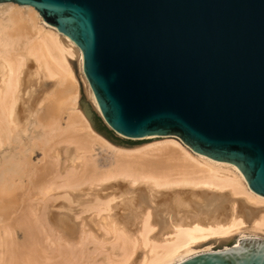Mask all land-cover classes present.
<instances>
[{"label":"bare ground","instance_id":"1","mask_svg":"<svg viewBox=\"0 0 264 264\" xmlns=\"http://www.w3.org/2000/svg\"><path fill=\"white\" fill-rule=\"evenodd\" d=\"M76 56L99 109L76 43L48 26L33 7L0 3V264H82L94 232L89 225L115 234L110 242L121 251L116 264H128L139 247L144 251L139 264H181L200 254L234 250H196L208 238L228 242V236L244 230L264 233V198L251 191L234 165L195 153L179 137H148L156 142L125 149L97 133L90 113L78 107ZM53 78H58L55 92L42 83ZM71 145L76 146L72 168ZM97 147L106 154L103 164ZM39 152L42 158L36 160ZM114 180L103 192L114 189L122 199L111 206L110 194L102 197L104 203L97 194L104 182ZM87 183L89 189L70 192ZM98 185L101 191H95ZM56 190L60 201L80 203L81 196L92 195L90 206L101 202L86 217L97 216L93 223L80 219L82 210L80 216L69 215L64 202L52 201Z\"/></svg>","mask_w":264,"mask_h":264},{"label":"water","instance_id":"2","mask_svg":"<svg viewBox=\"0 0 264 264\" xmlns=\"http://www.w3.org/2000/svg\"><path fill=\"white\" fill-rule=\"evenodd\" d=\"M76 43L106 123L179 137L264 198V0H0ZM181 264H264V241Z\"/></svg>","mask_w":264,"mask_h":264},{"label":"rangeland","instance_id":"3","mask_svg":"<svg viewBox=\"0 0 264 264\" xmlns=\"http://www.w3.org/2000/svg\"><path fill=\"white\" fill-rule=\"evenodd\" d=\"M80 62H79V58L76 56V57H74L73 59H72V70H73V73H74V75H75V78H76V80H77V82H78V99H77V102H78V107H79V109L81 110V112H83L84 114H87V112L86 111H88L89 113H90V116H89V121H90V123H91V125H92V128L97 132V133H99L101 136H103L106 140H108L111 144H113L114 146H117V147H120V148H125V149H134V148H137V147H143V146H145V145H147V144H151V143H155L156 142V140H152V139H130V138H127V137H125V136H121L120 134H118V133H116L114 130H112L111 128H110V126L106 123V121L104 120V118H103V116H102V114H101V112H100V110L99 109H97V107L94 105V103H93V100H92V98L90 97V95H89V87H88V85H87V82H86V80H85V78L83 77V74H82V71H81V67H80ZM57 79L58 78H53V79H44L43 81H42V83H44V84H49L50 86H52L51 88H52V90L55 92V91H57V89H58V81H57ZM49 80V81H48ZM52 91V92H53ZM68 102V104L69 105H71L70 103L72 102H70V100H68L67 101ZM67 105V104H66ZM69 105H67V106H69ZM64 116H63V118H64V120H66V118H67V114L66 113H64L63 114ZM87 117H88V115H87ZM173 137H176V136H173ZM176 138H178V137H176ZM165 141V139H158L157 141ZM74 147H76V146H70L69 147V149H70V156H69V158H70V161H69V165L71 166L70 168H72V164H73V161L75 160V148ZM95 153H96V155H98V161L101 163V164H103L104 162H105V153H104V151L101 149V148H99V147H97L96 148V151H95ZM42 154L39 152L38 153V155L36 156V160L37 159H40V158H42V156H41ZM120 179H118V181H119ZM121 181V180H120ZM123 181V180H122ZM113 182V181H112ZM116 181L114 180V182L113 183H110V182H108L109 184H107V182H102L104 185H105V187L104 188H100L103 184L102 183H98V184H100L101 186H99L98 187V190H96L94 187V189H95V191H101L102 190V192L104 191V189L107 187V186H109V185H113L114 183H115ZM125 182V181H124ZM106 183V184H105ZM89 183H87V184H82V186H80L79 188H77V189H75V188H71V191L70 192H72L73 190H74V192H76V191H83V190H85L86 188H88L89 187ZM96 185V183H94L93 184V186H95ZM143 185V184H142ZM97 186V185H96ZM95 186V187H96ZM103 187V186H102ZM91 188H92V186H91ZM90 188V189H91ZM99 188L101 189V190H99ZM89 189V188H88ZM70 190V189H69ZM111 190V191H110ZM60 191L61 190H56L55 192H54V194H57L54 198H52V201H55V203L57 204V201L60 199H58V196H60V195H58V194H60ZM107 191V190H106ZM105 191V192H106ZM112 191H114V189L112 190V189H109V193H108V191L106 192V195H104V193L105 192H103V193H100V194H97L98 196V198H100V200L99 201H101V199H103L102 197H104L105 199H106V197L108 198V194H110L109 196H110V200L112 199V200H115L114 202L115 203H117V204H115V203H113V204H111V206H114V205H118V203H120V199H122L121 197H119L118 198V192L119 191H115V192H112ZM108 193V194H107ZM114 193V194H113ZM115 193H117L116 194V196H115V198L117 197L118 198V201L114 198V196H112L111 194H113V195H115ZM125 196V195H124ZM112 197V198H111ZM127 197V196H126ZM126 197H125V199H126ZM61 198H63V197H61ZM91 198V199H90ZM92 198H93V196L91 195L90 197L88 196V195H86V196H81L80 197V199H79V201H80V203L77 201V199L74 201H72V202H69L68 203V200H70V199H68V200H66V202L68 203V205H70V206H66V202H64L65 200V198H63V200L61 199V201L62 202H64L65 203V206H64V208L65 209H63V210H66V208H68V210H66L65 212H68L69 213V215L71 214V215H75V216H80L79 215V213L78 212H81L82 213V211L84 212V215H83V213L81 214V216H80V219L81 218H86V217H88L89 218V216L91 215V207H94L95 205L96 206H100V204H102V203H104V201H105V199H104V201L101 203V202H99L96 198V202L98 201L99 202V205H97L96 204V202H95V200H93L92 202L93 203H95V204H92V205H94V206H90V201L92 200ZM193 199V198H192ZM57 200V201H56ZM90 200V201H89ZM107 200V199H106ZM110 200H107V201H109V203H111L112 202V200L110 201ZM124 200V199H123ZM195 200V199H194ZM60 201V200H59ZM58 201V202H59ZM60 201V202H61ZM71 201V200H70ZM107 201H105V202H107ZM59 202V203H60ZM83 202H86V208H87V210H88V208H89V210H88V213H86L87 212V210L84 208L85 207V205H83L82 203ZM87 202H88V204H87ZM90 206V207H87V206ZM71 207V208H70ZM151 208H152V206H150ZM94 208H96V207H94ZM55 210H61V209H55ZM82 210V211H81ZM85 210H86V212H85ZM94 212H92V213H94L95 214V210H93ZM73 212V213H72ZM114 212H116V211H114ZM114 212H112V214H113V216L116 214V213H114ZM76 213L78 214V215H76ZM90 214V215H89ZM94 214H92V217H93V219H94ZM89 215V216H88ZM94 215V216H93ZM75 216H73V217H75ZM116 216V215H115ZM92 217H90L91 219H92ZM97 216H95V218H96ZM76 218V220L77 221H81L80 219H77L78 217H75ZM91 219H89L88 221H87V218L86 219H84L85 221H86V224L90 221L91 223H93V219H92V221H91ZM84 220H83V222H84ZM97 220V219H96ZM114 221L115 220H113V223H114ZM83 222H80V223H82V225H83ZM117 222H119L118 220H116V222H115V224L117 223ZM90 223V224H91ZM94 223H96L97 224V221H95ZM86 224H84V225H86ZM118 224H122V222L120 221V223H117L116 225L119 227V225ZM88 225H89V223H88ZM87 225V226H88ZM94 225V224H93ZM99 225V226H98ZM97 226H98V229L96 228V225H95V227L94 226H91V225H89V227L92 229L93 228V231L91 230V229H89V227L87 228V229H89V232L87 231V229H84L86 232H88V234H92V233H90V231L91 232H93V236L95 235V232H99V230H100V224H98ZM123 225V224H122ZM86 226V227H87ZM85 227V226H84ZM120 227H121V225H120ZM124 227V225L122 226V228ZM96 228V229H95ZM134 228V227H133ZM101 229H102V227H101ZM135 229H136V227H135ZM135 229H132V230H130V231H132V232H130L132 235H133V237H135L137 234L136 233H134V234H136V235H134L133 234V230H135ZM107 231V230H106ZM245 232L244 233H240V232H237V233H234V234H231V236H226L228 239H230L228 242H223V241H221V238H219V237H211V238H208L207 240H205L203 243H202V245L200 246V247H196V250H205V249H207L208 248V251H223V250H226V249H231V248H233L234 246H236L237 245V243L240 241V240H243V239H246V238H248V239H251V238H253V239H259V240H263L264 241V233H262V232H258V233H256V232H254V231H251V230H244ZM97 232V233H98ZM100 232H101V234L99 235V233L97 234V238H98V241H99V244H98V242L97 241H95V236H94V239H93V236H89L90 238L92 237V240L91 241H89L88 240V242L86 243V245H85V243H84V248H83V255H84V258L82 259V264L84 263V264H116V263H114V262H117V260H118V258H119V260H118V263H120V255H121V251L118 249V246L117 245H115V244H113L112 245V243H114V241L113 240H115L114 238H115V234L113 235L111 232H110V230L109 231H107L108 233L106 234L105 233V229H103V230H100ZM103 232H104V235H102L103 234ZM134 232H137V230L136 231H134ZM159 232V233H158ZM112 234V235H111ZM155 234H156V231H155ZM108 235V236H107ZM131 235V236H132ZM153 236H154V233L152 234ZM159 235H162V233L160 232V231H157V235H156V238H159L160 236ZM111 237V239H110V237ZM113 236H114V238H113ZM137 237V236H136ZM225 237V239H227ZM155 238V237H154ZM105 239H106V241L108 240V242H106L105 241ZM113 239V240H112ZM224 239V238H223ZM97 240V239H96ZM113 242H112V241ZM112 243H111V242ZM92 242H97V244L96 243H92ZM101 242V243H100ZM110 242V243H109ZM103 243V244H102ZM96 244V245H95ZM100 244H101V246H100ZM112 245V246H111ZM114 245H115V247H114ZM117 247V248H116ZM111 248H112V251H111ZM140 248V247H139ZM138 248V250H137V253L134 255V259L133 258H131V261L129 262L128 261V264H139V260L137 261V258L139 259L140 257H142V255H143V249H139ZM97 249V250H96ZM112 252V253H111ZM119 252V253H118ZM118 254V255H117ZM118 257H117V256ZM115 257V258H113V257ZM110 257V258H109ZM117 258V259H116ZM109 259V260H108ZM112 259V260H111ZM137 261V262H136ZM113 262V263H112ZM117 263V264H118ZM127 264V263H126Z\"/></svg>","mask_w":264,"mask_h":264}]
</instances>
